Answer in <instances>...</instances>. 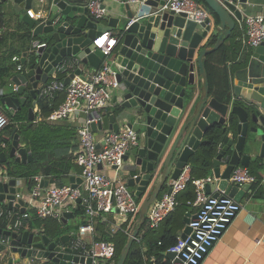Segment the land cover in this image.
Masks as SVG:
<instances>
[{"label":"water","instance_id":"95a60500","mask_svg":"<svg viewBox=\"0 0 264 264\" xmlns=\"http://www.w3.org/2000/svg\"><path fill=\"white\" fill-rule=\"evenodd\" d=\"M39 1L37 19L28 13L23 16L28 50L20 61L22 70L7 84L14 86L13 91L0 90L7 113L14 115L31 100L33 107L28 109V115L33 121L40 89L52 78L62 75L68 85L76 76L86 78L83 67L98 70L106 59L117 73V100L113 112L91 127L94 133L118 132L122 126L138 132L139 144L124 162L128 164L126 183L142 201L139 222L146 219L165 189L171 192L170 182L179 178L218 129L227 142L218 146L208 176L212 182L206 185L207 194L219 196L225 192L238 203L248 194L256 216L264 222V42L253 49L250 61L233 73V92L228 104L211 98L205 66V58L223 46L233 34L236 21L243 19L235 5H229L227 10L218 0H204L212 15L197 24L184 14L159 12L167 0H148L142 5H126L125 14L109 18L104 25L76 0ZM248 1L242 0L241 4ZM257 1L264 4V0ZM1 3H12L20 12L30 10L34 0H0ZM105 31H114L117 40L108 58L95 44ZM41 40L47 45L34 48ZM73 59L79 62L75 71L70 68L60 71L63 62ZM198 78L203 81L200 92ZM14 134L9 152L0 155V162L5 163L8 158L16 163L31 162L30 148L21 145L17 130ZM239 166L255 168L254 183L238 186L229 182ZM82 182L81 178L70 179L73 188ZM0 203H5L8 210L26 211L24 201H16L15 179L0 183ZM70 214L65 210L62 221L69 220ZM193 217L186 215L187 227L180 236L191 233L189 223ZM1 232L10 239V244L0 245V257L9 251L45 264H92L91 258L74 256L65 247L70 242L68 235L56 242L40 231ZM137 235L135 231L130 237L117 264H125ZM163 255L171 261L176 259L173 253Z\"/></svg>","mask_w":264,"mask_h":264},{"label":"built area","instance_id":"2783aa9c","mask_svg":"<svg viewBox=\"0 0 264 264\" xmlns=\"http://www.w3.org/2000/svg\"><path fill=\"white\" fill-rule=\"evenodd\" d=\"M105 0H90L88 9L90 15L95 19L102 20L106 17L108 10L104 5ZM124 5H142L148 0H112ZM220 4L229 10V5H235L238 9L242 0H218ZM240 10V9H239ZM159 12H173L184 14L188 20L202 24L210 18L208 10L200 6L197 0H167ZM28 15L37 19L38 14L32 10ZM234 14V13H233ZM244 23L245 35L242 43L245 47L255 49L264 42V16L247 17L239 20ZM95 44L101 49L105 57H109L117 40L114 35L105 33ZM111 38L110 41L108 39ZM99 39V40H98ZM105 42V45H103ZM46 42H36L34 48L45 47ZM12 61L19 64L18 71L22 70L21 57L15 56ZM79 66L76 59L63 62L60 71L70 68L75 71ZM85 79L76 76L67 85L64 80H51L40 89L38 97L48 102H53L61 93L65 94V100L61 106L54 110L48 121L76 120L84 114L87 119L78 130L79 145L74 155L75 164L81 169L80 178L82 184L76 188L71 185H44L43 177H35L36 185L32 191L24 194L22 190L24 180L12 178L8 172L0 167V183L16 180V201L23 200L27 209L35 210L39 218H52L62 220L63 207L67 205L80 204L89 220L86 225L80 226L78 231L70 234L69 248L74 256L92 259V264L114 262L116 257V245L111 240L85 239L87 233L95 234V221L106 215L117 211L118 215L125 221L137 216L140 212L141 202L135 196V192L121 180H114L104 173L100 167L120 168L129 152L134 150L138 144V132L128 126H122L118 132L110 131L103 137V143L96 140L92 131V123H98L103 119V111L114 106V93L119 88L116 71L105 59L98 70H91ZM58 77V76H57ZM55 77V78H57ZM17 90V88H15ZM9 125L6 115H0V133ZM5 147V144H2ZM188 165L177 180L171 181L169 187L159 199L151 206L147 217L150 228L156 230L165 222L178 206L179 196L192 184L195 187L196 198L189 203L196 208V212L189 227L191 233L185 237H178L177 243L170 247L166 253H173L176 259L171 264H202L214 245L218 243L225 234L233 220L240 213L242 206L233 198L221 192L219 196L206 193V185L211 183L210 178L193 179L190 175ZM256 177L248 167L239 166L232 172L229 182L233 185L243 186L252 184ZM81 201L78 203V201ZM0 216L7 217L11 222L10 228L19 231L25 219L29 218L27 211L20 213L17 217L13 210H3L0 207ZM119 229H113V237ZM9 246L10 239L0 236V245ZM69 262V261H67ZM45 264V262L43 263ZM47 264V263H46Z\"/></svg>","mask_w":264,"mask_h":264},{"label":"crops","instance_id":"0c3cea01","mask_svg":"<svg viewBox=\"0 0 264 264\" xmlns=\"http://www.w3.org/2000/svg\"><path fill=\"white\" fill-rule=\"evenodd\" d=\"M201 1H203V4L206 5L204 0H201ZM89 2L90 0H76V3L83 7H88ZM0 5H1V11L3 13V18L1 19V26H0V66L5 67L6 64L11 61L14 64V66L17 67V72L19 73L18 71L19 64L13 62L12 58L15 56H18V57H21L22 59V57L28 50V38L25 34V23L23 22V16L27 13V11L24 9H21V11L18 12L14 8L12 3H1ZM104 5L106 9L108 10L106 17L102 19V23L104 25L108 24L109 18L117 17V16H120L121 14L126 13V5L124 4L117 3L112 0H105ZM203 6L204 5H202V7ZM263 7H264V4H261V2L257 0H249L248 4H245V5L242 4L239 7V9L242 12L243 19H245L247 17L264 16ZM30 10H32L34 14H39L40 1L35 0V3H33V6ZM236 28L237 30H239V34L237 35V37L234 40L227 42L228 40L227 39L225 41L227 42L229 48L234 51L231 54V59L229 62L231 95L233 92V73L237 69V68L234 69L233 66L235 67L236 65H240V67H242V64L248 63L250 61L252 54H253V49L245 47L242 43V39L245 35L243 21L237 20ZM105 33L114 35V31H105L102 33V35ZM101 36L98 38L100 39L99 43L102 44L103 39ZM110 40L111 38L108 39V41ZM41 42H45V41L41 40ZM103 43H104L103 45H105V42ZM89 71H90L89 68L83 67L84 75H87L88 73H90ZM18 73H15L14 75H12L9 78V81H11L13 77ZM56 79L58 80L64 79V76L62 78H59V77L55 79L53 78V80H56ZM202 83H203L202 79L198 78L197 79L198 92L201 91V87L203 85ZM13 87L14 86H11V89H13ZM60 95L61 94H59L57 98L53 102H51L52 106L53 105L57 106L56 109H58L64 101L62 100V97ZM113 100H114V103H116L115 100H117V94L115 93H114ZM3 107H0V115L1 114L6 115V110L5 109L3 110ZM112 109H113L112 107L111 108L109 107L107 110L102 112L103 115L105 116L108 115V112L112 111ZM34 110L36 114L39 112L38 104L37 106L34 107ZM86 119H87V116L82 114L79 117H77L76 120L75 119L74 120H60L56 122L47 121L52 126H58L62 128L63 130L62 135H55V137H58V139H62V141H64L65 143H71L72 146L75 145V143H77L75 145L76 149L71 151V154L73 155L74 165H76L74 161V155L79 145L78 130L80 127H82ZM38 120L40 119L37 118L36 121ZM108 132L110 131L109 130H103V131L98 130L95 133L96 140L103 143V137ZM192 159L189 162V166L191 169L190 175L193 178L194 172H193V167L191 165ZM8 162H15V161L8 158ZM127 165L128 164L124 162V164L120 168L101 167V169H103L104 173L107 174L110 178L114 180H121V181L126 182L127 180L125 177L127 175L126 174ZM249 168L252 171V174L255 177H257L255 168L254 167H249ZM212 169H213V166H212ZM221 169L222 171H224L225 169L224 164H222ZM80 173H81V169L78 167V170L76 171L75 174L70 176V178H66L67 181L64 180V182H66L64 186L71 185L70 184L71 177L80 178ZM200 179H204V178H200ZM196 180H199V179H196ZM57 182L58 180L56 178H53V179L44 178L45 186H47L46 183H48V186L57 185ZM131 190L135 191L133 188H131ZM166 190L167 189H165L162 192V194L165 193ZM208 190L212 192V187H209ZM19 192H23L24 194H26L29 191L24 187ZM240 204L242 206L240 213L233 220L232 224L229 226L225 234L222 236L221 240L214 245V247L212 248V250L210 251V253L208 254V256L206 257V259L204 260L202 264H264V222L256 216L255 209L253 208L252 203L249 200L248 194L245 196L243 201L240 202ZM0 207L3 210H8V207H6L5 203H1ZM26 207L27 206L25 205V208ZM78 208H79V204H76V205L70 204L62 208V211L67 210L68 212L71 213L70 214L71 218L67 220L66 222H64L65 224L72 226V227H76L78 223L80 222L86 221V224L89 222L86 216L82 218V217H76L74 215V212H76ZM26 211L28 212V214H30L29 217L31 216V212L36 214L35 210H30L26 208ZM192 213L193 212H191V210L188 211L181 219L180 217L176 215L177 212L175 211L169 216V218L165 222H163L160 225L158 229L148 232L143 227V223H145L146 221H149L148 217H146L144 221L139 222V214H138L137 216H134L131 219L125 221L124 218L118 215L117 211H114L111 214L106 215L103 218L96 219L95 234L87 233L85 236V239L88 242H90L91 240H96V241L111 240L113 241L116 238H119L120 234L123 233V235H125L129 241L130 237H132L134 232L138 231V235L135 238L134 243L140 244V247L143 253V264H162L160 259H158V257L152 252V249H155L157 243L160 242L163 233L168 229V225L172 223L173 221H174L175 228L178 229L176 231L177 238L180 237V233L184 231L187 227L186 223L184 222V218L188 214L190 215L194 214ZM113 229H119V232H117L112 237L111 231ZM34 231L38 232L39 230L35 229L31 232H34ZM40 232L45 234L43 231H40ZM68 246H69V243L65 247H68ZM11 259L14 260L13 263L10 262ZM42 263L43 262L35 261L32 258H20L18 254H13V253L11 254L9 251L4 252L0 257V264H42ZM170 263H171V260H170ZM106 264H116V263L108 262Z\"/></svg>","mask_w":264,"mask_h":264},{"label":"trees","instance_id":"16d2710c","mask_svg":"<svg viewBox=\"0 0 264 264\" xmlns=\"http://www.w3.org/2000/svg\"><path fill=\"white\" fill-rule=\"evenodd\" d=\"M198 3L200 6L204 5L203 7L206 10H209L208 6L203 4V1L198 0ZM209 13L212 15L211 10H209ZM2 18L3 13L0 5V26ZM238 34L239 30L236 28L227 42L234 40ZM227 42H225L219 50L209 54L205 58V66L210 83V96L211 98L217 99L222 104H228L232 98L229 62L231 54L234 51L229 48ZM239 67L240 65L233 66L234 69ZM15 73H18L17 67L14 66L11 61L8 62L5 67L0 66V90L7 86L9 78ZM58 77L62 78L63 76L60 75ZM60 96L62 97V100H65L64 93H61ZM1 97L2 96H0V107H3L4 105L1 102ZM38 106L39 112L37 114L35 113V119L33 121L29 119L28 115V109L32 107L31 100L27 102L24 108L17 111L14 115H10L6 112L9 119V125L0 133V155L9 152L12 146V139L15 135V130H17V133L20 135L21 145L29 147L32 152L33 160L26 164L8 161L5 163L0 162V167L5 169L12 178H20L24 180L25 188L28 191H32L35 187L36 181L34 178L37 176H41L43 179L56 178L58 180L57 185L64 186L66 184L64 180L67 181L66 178H70V176L75 174L78 170V167L73 164V155L71 154V151L76 149L75 145L77 143L72 146L71 143H65L62 139L55 137V135H62V128L52 126L47 122L48 116L57 108V106H52L51 102H48L45 99H40ZM4 109L5 108L3 107V110ZM110 112L112 113L113 110ZM110 112H108V115L111 114ZM37 118L40 120L36 121ZM216 131V135L209 137V142L202 146L191 161L194 172L193 178L195 179L206 178L210 175L213 160L217 155L219 144L227 142V138L221 130L218 129ZM2 144H5L4 148L2 147ZM195 198V187L190 184L186 191L178 198L179 204L175 210L177 212L176 215L182 219V217L190 210L195 213L197 209L189 205L190 202L193 203L195 201ZM137 200L141 202L140 199ZM13 211L16 217L20 215L19 209L15 208ZM74 215L76 217L84 218L85 212L80 204L78 210L74 212ZM84 224L86 225V221L78 223L76 227H72L65 224L62 220L58 221L52 218L42 219L35 213L31 212V216L24 220L20 230L31 232L38 229L39 231H43L49 238L56 242H60L61 237L64 235H70L74 231H78L80 226ZM10 225L11 222L8 221L7 217L0 216V236L6 237L1 230H12ZM143 227L148 232L152 231L149 221L143 223ZM177 230L178 229L175 228L173 221L168 225V229L163 233L161 240L157 243L155 249H152V252L158 257V259H160L162 264H171L170 260L163 255V253L177 243ZM113 241L116 245V257L114 262L117 264L122 250L127 245L128 239L123 233H121L119 238H116ZM48 264L57 263L51 262ZM125 264H143V253L140 244H133Z\"/></svg>","mask_w":264,"mask_h":264},{"label":"rangeland","instance_id":"374dc122","mask_svg":"<svg viewBox=\"0 0 264 264\" xmlns=\"http://www.w3.org/2000/svg\"><path fill=\"white\" fill-rule=\"evenodd\" d=\"M34 3H35V0H34ZM51 80H53V78ZM4 91H5V93H9V92L11 93L13 91V89H11V86H5Z\"/></svg>","mask_w":264,"mask_h":264}]
</instances>
